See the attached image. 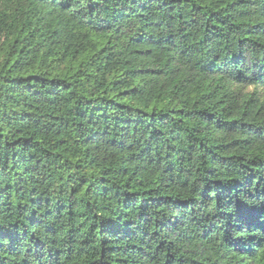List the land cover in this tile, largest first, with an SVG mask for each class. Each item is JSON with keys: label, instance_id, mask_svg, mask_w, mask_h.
Returning a JSON list of instances; mask_svg holds the SVG:
<instances>
[{"label": "trees", "instance_id": "trees-1", "mask_svg": "<svg viewBox=\"0 0 264 264\" xmlns=\"http://www.w3.org/2000/svg\"><path fill=\"white\" fill-rule=\"evenodd\" d=\"M0 264H264V0H0Z\"/></svg>", "mask_w": 264, "mask_h": 264}]
</instances>
